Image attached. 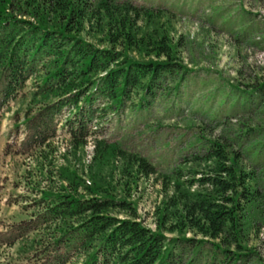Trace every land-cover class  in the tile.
<instances>
[{"label": "trees", "instance_id": "obj_1", "mask_svg": "<svg viewBox=\"0 0 264 264\" xmlns=\"http://www.w3.org/2000/svg\"><path fill=\"white\" fill-rule=\"evenodd\" d=\"M163 15L120 0H0V128L11 103L34 79L24 147L50 172L31 221L33 230H52L55 257L49 264H68L77 256L83 264H193L178 253L179 246L195 249L208 244L205 239L214 242L212 258L218 253L220 264H239L244 256V215L259 192L250 188L252 175L241 167L240 154L231 156L215 144L184 160L196 169L165 177L172 195L157 210L156 231L139 221L136 206L118 197L107 176L118 168L127 178L156 176L150 162L96 139L90 165L82 166L97 125L129 102L149 106L162 80L184 70L158 23ZM84 34L101 35L98 43L107 48ZM59 130L69 146L63 165L55 167L52 148ZM175 233L178 237H167ZM186 233L204 240H187Z\"/></svg>", "mask_w": 264, "mask_h": 264}, {"label": "rangeland", "instance_id": "obj_2", "mask_svg": "<svg viewBox=\"0 0 264 264\" xmlns=\"http://www.w3.org/2000/svg\"><path fill=\"white\" fill-rule=\"evenodd\" d=\"M120 1L164 12L158 23L171 38L184 70L162 80L163 87L149 106L141 109L129 102L97 125L83 151L82 166L90 165L96 139L118 143L128 154L150 162L156 176L127 178L120 168L108 170L107 176L118 197L136 206L139 221L156 231L157 210L172 195L164 188L165 177L196 169L184 166V160L207 153L215 144L231 156L240 154L241 167L252 175L249 186L259 194L244 215V256L239 264H264V0ZM139 25L144 27L142 22ZM83 37L107 48L98 43L101 35ZM34 82H27L23 95L11 103L1 121L0 264H49L55 257L49 246L52 230H33L31 225L39 212V191L48 187L50 176L49 170L40 167V157L24 147L27 127L23 121L26 112L34 109L30 97ZM68 142L66 133L59 130L52 148L57 151L55 167L63 165ZM184 238L204 240L193 233ZM11 240H16L13 246ZM205 241L208 244L195 249L182 243L178 253L187 263L220 264L218 253L212 258L214 242ZM83 261L77 256L68 264Z\"/></svg>", "mask_w": 264, "mask_h": 264}]
</instances>
